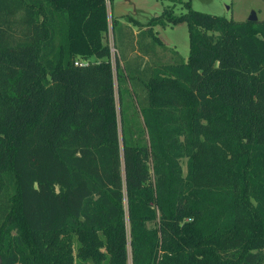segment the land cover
I'll return each mask as SVG.
<instances>
[{
    "label": "trees",
    "instance_id": "1",
    "mask_svg": "<svg viewBox=\"0 0 264 264\" xmlns=\"http://www.w3.org/2000/svg\"><path fill=\"white\" fill-rule=\"evenodd\" d=\"M185 7L113 72L103 0H0V264H264V20Z\"/></svg>",
    "mask_w": 264,
    "mask_h": 264
},
{
    "label": "rangeland",
    "instance_id": "2",
    "mask_svg": "<svg viewBox=\"0 0 264 264\" xmlns=\"http://www.w3.org/2000/svg\"><path fill=\"white\" fill-rule=\"evenodd\" d=\"M185 2L191 9L209 13L216 16H222L226 19L234 21L245 20L251 11L254 12L257 20H264V1L263 0H107L106 4V20L107 31L105 33L104 41L109 47V61L114 72V57L118 58L120 53L115 50L118 49L119 43L126 36L125 31L134 29L141 30L148 28L145 26L149 22L153 25L151 27V35L146 36L144 43L140 48L131 47L133 44L126 46L125 62L120 61V64H125L126 67L151 66L154 63L169 62V60L176 57L186 59L188 54V37L187 27L184 22L173 25L161 26L159 24L164 21L161 16L163 12H170L172 15H180L186 11ZM113 24V31L111 32V23ZM136 22L134 23L133 21ZM112 33V34H111ZM113 38V39H112ZM140 36L138 37V40ZM114 41V45H113ZM78 62L85 64H93L99 61L94 56L77 57ZM115 82V79H114ZM115 84V83H114ZM115 103L117 107L116 95ZM184 162V160H183ZM127 229V220H126ZM16 235L15 231L9 229L5 224L0 229V245L3 247ZM127 262L130 264V250L127 247Z\"/></svg>",
    "mask_w": 264,
    "mask_h": 264
},
{
    "label": "water",
    "instance_id": "3",
    "mask_svg": "<svg viewBox=\"0 0 264 264\" xmlns=\"http://www.w3.org/2000/svg\"><path fill=\"white\" fill-rule=\"evenodd\" d=\"M246 20H249V21H254V20H256V16H255V14H254L253 11H251V12L249 13V16L246 18Z\"/></svg>",
    "mask_w": 264,
    "mask_h": 264
},
{
    "label": "built area",
    "instance_id": "4",
    "mask_svg": "<svg viewBox=\"0 0 264 264\" xmlns=\"http://www.w3.org/2000/svg\"><path fill=\"white\" fill-rule=\"evenodd\" d=\"M103 1H104V5L106 6L107 0H103ZM105 9H106V7H105ZM73 64L74 65H81V64H85V63L75 61Z\"/></svg>",
    "mask_w": 264,
    "mask_h": 264
},
{
    "label": "crops",
    "instance_id": "5",
    "mask_svg": "<svg viewBox=\"0 0 264 264\" xmlns=\"http://www.w3.org/2000/svg\"><path fill=\"white\" fill-rule=\"evenodd\" d=\"M139 31L136 29V31L134 29L131 30L132 34H136V32ZM182 59V58H181ZM172 60V59H171Z\"/></svg>",
    "mask_w": 264,
    "mask_h": 264
}]
</instances>
